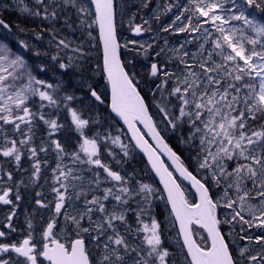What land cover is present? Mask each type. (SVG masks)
I'll return each mask as SVG.
<instances>
[{
	"label": "snow or ice",
	"instance_id": "6c2138e0",
	"mask_svg": "<svg viewBox=\"0 0 264 264\" xmlns=\"http://www.w3.org/2000/svg\"><path fill=\"white\" fill-rule=\"evenodd\" d=\"M90 2L94 10L88 6V0H35L37 7L25 11L56 21L57 9L70 7L75 9L77 21L74 23L78 28L87 30L93 24L98 26L103 41V70L112 89L111 111L123 119L135 141L134 147L147 156L163 183L172 213L179 222L182 240L178 241V249L169 251L162 238V222L151 213L155 190L126 172L113 170L101 159L102 148L116 159L117 154L108 149L109 144L118 147L123 158L132 159L129 146L120 135L95 131L92 125L99 124L100 120L85 116L74 106L73 102L79 99L75 93L64 90L62 95L58 94L62 82L53 85L35 78L24 59L19 55L9 59L8 49L0 45V53H3L0 55V158H6V163H14L20 170L21 160L27 153L32 160L29 179L32 184L40 179V153L47 154L51 148L59 161L53 169V199L35 201L40 208L49 210L40 225V238L33 235L36 226L28 219L27 237L19 245L0 243V256L13 252L23 258L16 264H38V257L49 264H264V15L258 19L256 13L250 11L254 8L264 14V0H185L184 5L164 6L165 12H171L174 6L180 11L163 31H171L179 21L176 32L189 34L191 39H186L185 43L197 41V51L176 50L175 71L151 64L149 75L157 78L159 93L154 101L158 110L155 120L137 90L134 71L126 70L121 60L117 16L122 13L123 5L118 0ZM151 2L142 0V7L148 8ZM154 18L160 19L159 12ZM134 20L133 14L129 27L135 35L149 30L144 27L149 24L147 19L141 24L133 23ZM233 22H240L241 26ZM0 25L9 27L3 20ZM128 43L137 41H129L123 47L127 48ZM55 46L72 53L67 55V63L59 64L65 71L86 55L81 46L73 47L67 38L57 39ZM151 47V44L147 48L140 44L146 57ZM40 70H44L42 66ZM88 88L90 97L103 104L101 95L91 85ZM33 97L42 102L40 108L67 109L78 133V151L66 152L59 139H52L64 125L51 115L46 118L42 112H34ZM36 120L47 126V144L37 146L35 143ZM137 123L147 132H142ZM168 134L196 150L194 160L199 178L170 146L166 140ZM145 136H150L155 143H149ZM162 155L172 161L180 177L195 187L198 203L185 199L177 177L161 159ZM65 156H70L73 164L87 165V171H92L93 167L102 170L103 181L101 172L95 171L86 188L85 177L80 174L85 169L62 164ZM127 160L116 162L122 164ZM10 182L13 186L0 187V204L11 206L4 227L14 232L12 220L24 181L16 183L13 173L0 164V185ZM102 183L108 186L101 188ZM213 188L221 191L213 194ZM97 190L101 194L87 198L89 191ZM81 196L84 197L82 208L76 205ZM132 203L138 205L135 212ZM221 208L230 211L221 213L218 211ZM130 212H133L131 219ZM93 214H99L98 218L94 219ZM252 228L260 230L259 233L251 234ZM199 230L207 235L198 241ZM7 235L8 232L0 231V238ZM62 236L68 238L67 243L61 242ZM236 237L243 243H237ZM90 244L95 251L90 249ZM0 264H9V261L0 259Z\"/></svg>",
	"mask_w": 264,
	"mask_h": 264
},
{
	"label": "rangeland",
	"instance_id": "374dc122",
	"mask_svg": "<svg viewBox=\"0 0 264 264\" xmlns=\"http://www.w3.org/2000/svg\"><path fill=\"white\" fill-rule=\"evenodd\" d=\"M118 3L123 5L122 13H118L117 16V28H119L120 37L122 35L121 45L123 46L129 41H137L136 44L128 43L127 48L124 47V49H122L121 47V51L129 61L130 69L134 71L136 79L139 80V83L144 84L147 90L152 94L154 88H156L158 80L157 78H155L156 81L148 79L151 77L149 75L151 64L157 63L160 67L165 64L162 61H166L170 64L175 62V64H177L176 55L178 53L176 50L181 52L187 50L190 53H194L197 41L193 40L192 43H185V40L191 39V37L187 32H176V28L180 25L179 21L176 22V25L171 31H163V27L170 24L174 19L175 14L180 11L177 7L172 8L171 12H165V5L161 3L160 0H152L148 8L142 7V0H118ZM165 4L167 5V3ZM88 6L94 10L90 0H88ZM157 6H159V8ZM36 7L35 0H0V11L5 13L8 17L11 29L10 32L6 29H0V45H4L8 49L7 55L9 56V59H12L17 55L24 59L28 70L35 78L42 79L53 85L62 82L63 87L58 90V94L62 95L64 90H67L69 93H75L79 99L73 102L74 106L82 110L85 116L91 119L98 118L100 120L99 124L92 125L95 131H98L101 134L110 133L112 136L120 135L121 140L129 146L132 153V159L127 160V158H123L120 155V149L111 144L108 145V149L117 154L116 159L114 160L112 157L108 156L107 150L104 148H102L101 159L104 162L109 163L113 170L121 171L122 174L126 172L132 176L134 180L139 181L140 183L149 184L155 190L151 198V213L157 221L162 222V238L164 239L165 246L169 248V251L178 249V241L181 239L177 234L175 221L168 207L165 195L162 189L153 180L151 170L147 163L142 161L138 156V152L127 132L119 126L115 120L110 119L109 117L106 118L103 109L97 107L95 102L90 98L88 85H91V88L96 87L101 96L105 99H109L110 92L109 84L103 70V50L99 39L97 25L93 24V27L87 30L78 28L77 23H74L77 21L75 9L70 7L57 9L59 17L56 21L44 20L41 17L30 15L29 11H25L26 8L31 10ZM157 12L160 14L159 20L154 18V14ZM133 14L135 15L133 23L141 24L144 19L149 21V24L144 25V27L149 30L144 31L143 35L140 37L135 36L129 27V21ZM65 20L68 21V24L65 23ZM233 23L241 26L240 22ZM68 25L72 26L69 27ZM53 29L55 30V37L53 36ZM89 32L91 35H88ZM37 36H39L40 39H37ZM65 38L72 41L73 47L81 46L83 52L86 54L77 60L74 66L69 67L66 71L61 69L59 64L62 62L67 63V55H71L72 53L69 50L60 51L55 46L57 39ZM49 41H52V43L50 44ZM21 42L27 44L28 47L25 48ZM140 44H144L145 48H147L149 44L152 45L151 48H148L149 55L147 57L143 55L144 50L140 48ZM181 45L184 47L181 48ZM36 52H39L40 55H36ZM157 52H159V55H156ZM0 55H3V53H0ZM53 56H57L58 59L53 60ZM76 65H78V67ZM41 66L44 69L43 71L40 70ZM176 67L172 68L170 71H175ZM180 67L182 68L183 65H180ZM155 92L157 95L152 96V101L158 99L159 93L157 88L155 89ZM32 100L36 101L35 106H33L34 112L40 111L46 118L51 115L52 118L58 120V123L64 125V127L52 137V139H59L64 145L66 152L73 153L78 151L80 146V141L77 138L78 133L74 130V125L71 123V116L67 109L61 108L57 110L50 107L40 108L39 106L42 102L39 101L38 97H33ZM32 100L29 101L30 104L32 103ZM107 110H109V108L106 107V112ZM157 111L158 110L154 105L152 113L155 119H157ZM35 124L34 140L36 145L39 146L41 143L47 144L49 141L47 126L39 120H36ZM8 127L11 126L9 125ZM169 135L181 145L187 155H192L191 163L193 165V170L199 178V173L195 169L194 151L191 152L189 148L180 143L174 135ZM121 159L127 160V162L118 164L116 160ZM5 160L6 158H0V164H3L4 169L13 173V180L16 183L23 180L24 185H27V187L24 185L20 186L21 199L17 202L18 207L15 210L16 216L13 217L12 220L13 227L16 231L12 232L4 227L5 217L10 213L11 206H0V231L8 232V235L0 242L9 244L15 243L17 245L21 243L22 240L27 237L29 232V229L27 228L28 219H31L32 223L36 226V229H38L37 232L39 233L36 239H39L40 225L44 223V220L49 214V210L40 208L35 201L37 199L46 201H51L53 199L54 193L51 192V187L53 186V169H55L56 164L59 162L56 153L52 151L51 148H49L47 154L40 153V179L35 184L29 182L33 169L32 160L27 153H25L21 160L20 170H17L14 163H6ZM62 164L71 168L79 167L85 169V171L80 174L85 177L83 183L86 188L88 187V181L93 178V172L100 171L101 180L103 181L104 179L102 170L93 167L92 171H87V165L73 164L70 156H65ZM203 171L204 170H199V172ZM76 183L79 184L80 181H76ZM10 186H13L11 182L9 184L0 185V187ZM106 186L108 185L104 183L101 184V188ZM213 190L214 194L221 191L219 188H213ZM37 192H40L41 195L37 196ZM99 194L101 193L98 190L89 191L87 198L91 199L92 195ZM191 195L194 197V194ZM136 199L139 200L141 198L137 197ZM83 200L84 197L81 196L80 199L76 201L77 207L82 208L84 206ZM252 202L255 203V201ZM195 203L197 202L195 201ZM137 208L138 205L132 203L133 212H135ZM218 211L223 213L230 210L221 208L218 209ZM133 212L129 213L130 219L132 218ZM98 215L99 214H93V218H98ZM145 219L147 220V217H145ZM37 232H34L33 235L36 236ZM196 236L199 241V238L201 236H206V234L203 230H199L196 233ZM61 242L67 243L68 238L62 236ZM236 242L243 243L238 238H236ZM89 247L92 249L91 244ZM92 250L95 251V249ZM5 258L8 259L9 264H16L18 261V259L10 254H3V256H0V259Z\"/></svg>",
	"mask_w": 264,
	"mask_h": 264
},
{
	"label": "trees",
	"instance_id": "16d2710c",
	"mask_svg": "<svg viewBox=\"0 0 264 264\" xmlns=\"http://www.w3.org/2000/svg\"><path fill=\"white\" fill-rule=\"evenodd\" d=\"M160 2L161 3H163L164 5H166L165 3H171V4H179V5H184L185 4V0H160ZM175 7V6H174ZM173 7V8H174ZM250 11H252V12H255L256 13V16H257V18L259 19L262 15H264V14H261V13H259V12H257L254 8L253 9H251ZM185 15H187V13H185ZM236 26L237 27H239V25H237L236 24ZM206 27H207V25H206ZM117 32H118V39L120 40V43L122 42V35H121V37H120V34H119V28H117ZM99 34V33H98ZM198 35V34H197ZM100 39V38H99ZM122 49H124V47L122 46ZM194 50H195V52L197 51V47H196V49L194 48ZM122 58H124V60H123V62L125 63V67H126V70H128V69H130V65H129V61L126 59V57H125V54L122 52ZM162 62H164L165 64L164 65H162V68H164V69H166V70H171L172 68H175L176 66H177V64H175V62H173V63H168V62H166V61H162ZM178 61H176V63H177ZM159 67H160V65H158ZM104 74H105V72H104ZM148 79H153L154 81H156V79L153 77V78H151V77H149ZM136 81L138 82L137 83V88H138V90H139V92L141 93V95L144 97V99H145V101H146V103H147V105H148V107H149V109H150V111H151V113H152V110H153V107H154V101H152V94H151V92L149 91V90H147V88H146V86L144 85V84H142V83H139V80L138 79H136ZM155 89L156 88H154V92H155ZM153 93V92H152ZM94 102H95V104H96V106L97 107H99L100 109H103V111H104V116H106V118L107 117H109L110 119H113V120H115L116 122H117V120L115 119V117L112 115V113H111V111H110V101H108V99H105L104 98V104H102V105H100V104H98L95 100H94V98H92V97H90ZM106 107L107 108H109V110H107V112H106ZM152 109V110H151ZM152 115H153V113H152ZM154 117V116H153ZM154 120H155V117H154ZM107 121V120H106ZM118 123V122H117ZM119 124V123H118ZM119 126H121L124 130H125V128L122 126V125H120L119 124ZM126 131V130H125ZM127 132V131H126ZM128 134V133H127ZM163 134V133H162ZM128 136H129V134H128ZM129 138H130V136H129ZM131 139V138H130ZM166 140L169 142V144H170V146L171 147H173V149L175 150V151H177V154L178 155H180L181 156V159L183 160V162H184V164H185V166H187V167H189V170L190 171H193L194 172V170H193V165H192V155L191 154H189V155H187V153H186V151H184L183 150V148L181 147V145H179L176 141H175V139L174 138H172L169 134L166 136ZM132 141V140H131ZM133 142V141H132ZM134 144V143H133ZM134 146H135V144H134ZM185 146H187V145H185ZM188 148H189V150L192 152V151H194V153H195V149L194 148H190L189 146H187ZM136 148V150H137V152H138V156L141 158V160L142 161H144L145 163H147V161H146V158L139 152V150L137 149V147H135ZM148 165V164H147ZM148 167H149V165H148ZM149 169H150V167H149ZM229 171H231V168H229ZM173 172V171H172ZM151 173H152V171H151ZM173 174H174V176H176L177 177V182L180 184V186H181V189L183 190V192H184V195H185V197H186V199H187V201L189 202V203H195V201L197 202V196H195V193H193L194 191L188 186V184L187 183H185L182 179H180L177 175H175V173L173 172ZM194 174H196V173H194ZM152 176H153V180L156 182V184L160 187V185H159V183L157 182V180H156V178H155V176L153 175V173H152ZM161 188V187H160ZM230 193L232 194V195H235V193L234 192H232V190H230ZM191 194H194V197H192V195ZM213 194H214V190H213ZM172 214V213H171ZM172 217H173V215H172ZM173 219H174V217H173ZM174 221H175V219H174ZM175 224H176V221H175ZM176 230H177V234L179 235V230H178V226H177V224H176ZM259 231L260 230H258V229H256V228H253L252 230H250V233L251 234H258L259 233ZM204 232V231H203ZM205 234H206V232H205ZM245 235H247V233H244ZM207 235V234H206ZM180 237V236H179ZM236 238H238L239 239V237H236ZM180 239H181V237H180ZM255 247H259V245H254Z\"/></svg>",
	"mask_w": 264,
	"mask_h": 264
},
{
	"label": "water",
	"instance_id": "95a60500",
	"mask_svg": "<svg viewBox=\"0 0 264 264\" xmlns=\"http://www.w3.org/2000/svg\"><path fill=\"white\" fill-rule=\"evenodd\" d=\"M93 6H94V4H93ZM95 7V6H94ZM1 20V19H0ZM98 31H99V28H98ZM134 34V33H133ZM135 35V34H134ZM143 35V33L141 34V35H135V36H137V37H140V36H142ZM117 36H118V33H117ZM99 37H100V35H99ZM100 40H101V38H100ZM101 43H102V48H103V41L101 40ZM120 52H121V50H120ZM121 60H122V62H123V59H122V54H121ZM106 76H107V74H106ZM109 85H110V111H111V95H112V89H111V84H110V82H109ZM137 90H138V88H137ZM139 91V90H138ZM141 94V93H140ZM142 96V95H141ZM143 97V96H142ZM99 103V102H98ZM145 103H146V101H145ZM104 104V103H103ZM147 104V103H146ZM111 113H112V115L116 118V120L118 121V123L120 124V125H122L124 128H125V130L128 132V134H129V136H130V138H131V132L128 130V127H127V125L124 123V121H123V119L121 118V117H119L116 113H114V112H112L111 111ZM149 114H151V112H150V109H149ZM152 115V114H151ZM137 127L138 128H140L141 129V131L142 132H147V129H145L144 127H143V125H141V124H139V123H137ZM132 139V138H131ZM145 139H148L149 140V143H155L154 141H152L151 140V137L150 136H145ZM132 141L134 142V144H135V141L132 139ZM137 149L139 150V152L146 158V161H147V163H148V165H149V167H150V169L152 170V172H153V174H154V176H155V178L157 179V181H158V183H159V185L161 186V188H162V190H163V192H164V195H165V197H166V199H167V191L164 189V185H163V183L160 181V178H159V176L156 174V172H155V170L154 169H152V167H151V164L148 162V159H147V156L137 147ZM174 150V149H173ZM175 151V150H174ZM161 159H163L164 160V162H165V164L166 165H168V166H170L169 167V170L170 171H173L174 173H175V175H177L180 179H182L185 183H187L188 184V186L195 192V194H196V196H197V203L199 202V196H198V194H197V192H196V189H195V187H193L192 186V184H191V182L190 181H188V180H185V179H183V177H180V175H179V172H177L176 170H175V166L172 164V161L171 160H169L166 156H161ZM183 161V160H182ZM174 175V174H173ZM184 197H185V195H184ZM185 199H186V197H185ZM167 202H168V200H167ZM168 205H169V207H170V210H171V204H170V202H168ZM171 212H172V210H171ZM173 214V217L175 218V216H174V213H172ZM176 221V220H175ZM176 223H177V226H178V230H179V222L178 221H176ZM207 234V233H206ZM2 238H0V240H1ZM181 240H182V237H181ZM48 262V261H47ZM49 263V262H48Z\"/></svg>",
	"mask_w": 264,
	"mask_h": 264
},
{
	"label": "flooded vegetation",
	"instance_id": "af4514ba",
	"mask_svg": "<svg viewBox=\"0 0 264 264\" xmlns=\"http://www.w3.org/2000/svg\"><path fill=\"white\" fill-rule=\"evenodd\" d=\"M0 19L3 20L4 23L9 26L8 28H4L3 25H0V29H8V31L10 32V30H11L10 29V21H9L8 17L6 16V14L5 13H2L1 11H0ZM0 206H10V205H2V204H0ZM37 231H38V229H36L35 232H37ZM38 233L39 232H37V235L36 236L34 235L36 238L38 237ZM3 239L4 238H2L0 241H2ZM5 254H10V255L14 256L18 260L23 259L22 257H17V255L15 253H13V252L5 253ZM40 262H42V264H49L46 260L43 259V257H38V264H40Z\"/></svg>",
	"mask_w": 264,
	"mask_h": 264
}]
</instances>
